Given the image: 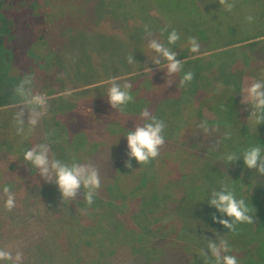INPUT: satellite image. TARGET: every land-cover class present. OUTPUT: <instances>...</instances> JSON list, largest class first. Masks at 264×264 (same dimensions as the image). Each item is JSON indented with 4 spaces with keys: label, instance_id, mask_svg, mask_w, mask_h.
Wrapping results in <instances>:
<instances>
[{
    "label": "rangeland",
    "instance_id": "1",
    "mask_svg": "<svg viewBox=\"0 0 264 264\" xmlns=\"http://www.w3.org/2000/svg\"><path fill=\"white\" fill-rule=\"evenodd\" d=\"M239 2L244 3L245 0H239ZM125 3L126 0H0V113H15L20 106V100L13 94V89L28 76L33 78L34 93L45 95L48 98V104L54 99L63 96L67 99V95L89 88L72 87L85 80L79 77L75 82L74 70H77V66L81 63L84 64L81 59L84 55L91 58L94 53L99 58L102 57L100 51L105 53L108 51L107 48L110 52L107 57L114 58V61L118 56L122 58V52L128 53L131 48H133V54L137 53L139 48L145 50L143 64L142 60L131 64L126 63L125 66L122 62L119 72L110 75L116 76L114 78L116 81L166 66V61L162 59L161 63H165L154 67L151 60L155 59V54L147 47L148 40L154 38L153 29L148 27V31L151 32V36H148L143 25L145 22L132 21L131 18L121 16L125 11L122 4ZM245 7L247 12L244 9L235 22L244 18L247 27H243L245 30L237 34L231 33L232 37L225 38L229 42L264 33L263 12L259 14L258 11H248V5ZM150 14L156 19L153 11ZM249 16L253 17L251 21L246 19ZM239 34L244 35L237 38ZM90 37L94 41H91ZM155 39L160 41L159 37ZM262 39L264 37L258 40ZM116 44L120 50H117ZM259 44H253L247 49L262 50L257 56L260 60H251L249 63L247 61L242 65L243 68L247 67L252 71L253 76H247L244 85L240 86L238 103L241 106V120L245 119L244 113L254 111L252 103H246L249 105L248 108L243 107L245 104L241 103V92L252 82L264 80V50L259 47ZM209 46L212 45L204 42L200 47L208 48ZM114 47L116 52L110 50ZM187 47V45L182 46L179 50L175 48L173 51L177 52V56L189 52L190 57L194 58V53ZM233 47L226 46L223 50ZM209 54L211 53L206 55ZM125 55L127 57V54ZM215 55H221V53ZM95 64L98 63L95 62ZM144 64L152 66L149 68L150 71L143 69ZM102 66L106 67V62L102 63ZM237 67L236 65L235 68ZM79 69L85 74L84 66H79ZM127 72L132 73L126 75ZM220 72L223 75L224 69H220ZM96 74H100L98 67ZM235 76L238 78L239 72H236ZM61 77L63 82L58 84ZM105 78L107 77H102L101 80ZM137 82H140V79ZM213 82L215 83L216 80ZM219 86L221 85H206V94L216 92L214 87ZM167 89V91L173 90L170 83ZM232 89L239 93L237 87ZM162 90L164 91L165 88ZM48 91H54V94H48ZM103 93H99L98 95L102 96L95 98L101 100V104L105 103L102 108L103 115H106H102L104 122L117 118L123 123H132V120L124 119V115L110 107ZM219 96L220 93L215 94L216 99ZM64 102L58 101L60 108L57 110V115H62ZM75 102L77 104V100ZM86 106L88 105L84 101L79 104L80 110L84 112ZM237 107L239 110L236 104V109ZM187 109L185 107L182 110L184 116V111ZM192 112L188 115L192 116ZM203 116L206 120L216 118V115L209 110L204 112ZM51 119L53 118L47 112L34 131L30 130L32 134L26 138L29 142H23L25 146L23 150L25 152L33 144L45 142L51 147L50 157L54 156L56 159L69 163V154L64 152L60 145L51 144L49 141L48 134L53 128L54 121ZM252 120L250 123L255 124L254 119ZM2 121L0 119V122ZM141 122L144 123L143 120ZM188 124L178 136L177 141L179 145L181 144L180 147L176 143H171L169 155L166 157V162L163 161V165L154 159L153 164L138 167L139 165H136V161L133 160L131 168L124 166L119 173L115 167L119 162L117 155L112 156V159L109 158L110 152H107L104 146L106 137H102L103 131L97 130L95 135L98 138L101 137L98 139L101 149L93 153L94 156L90 157L88 163L93 162L92 164L97 167L101 177V188L97 190L94 202L88 205L83 198V189L74 201L69 203L62 201L54 183H46L37 171L28 170L29 164L23 166L24 162L20 158L18 148L10 138L9 128L0 123V163L10 162L15 166L19 165L20 168L17 169L20 170V175L28 180V182H25L26 179L23 180L24 184L21 187L15 184L14 175L5 176V179H8L5 184L16 194V207L12 211H6L5 196L3 193L0 194V248L12 251L13 254L17 251L21 252L22 264H165L166 261L168 264H181L179 259L172 260L170 250L176 254L175 248L184 243L201 250L207 248L210 239L218 242L220 239L216 235L204 234L181 220L179 210L184 199L181 196L183 188L176 189L173 187L174 184L168 185L171 179L181 174V171L184 175H188L192 172V166L194 170L201 166L205 159L202 146L208 150L216 148L211 135L204 134L206 132L198 129L193 131L192 126H190L191 129L188 128ZM255 125L256 133L263 134V125ZM255 125H252L253 128ZM90 136L86 135L85 138ZM200 145L202 146L196 148ZM126 147L127 145L124 146ZM86 156L80 157L81 160H84ZM74 158L77 161L79 156L75 155ZM121 161L124 165L125 161L122 159ZM191 162L194 164H189ZM185 167L188 170H185ZM144 171L147 172L145 176ZM5 172V169L0 170V173ZM152 173L155 177H150ZM252 190L254 186H251ZM152 194L160 201L159 204L152 200L151 205L140 204L143 198L144 201L150 200ZM174 202L176 205H171ZM249 207L253 209L251 215L254 217L256 213L254 209L257 205L251 203ZM263 213L260 217H254L253 224L247 231L249 237L246 241L249 244V250L246 259H250L252 254L255 255L257 258L255 264H264ZM182 250L185 248L183 247ZM0 264H11V262L4 261Z\"/></svg>",
    "mask_w": 264,
    "mask_h": 264
},
{
    "label": "trees",
    "instance_id": "2",
    "mask_svg": "<svg viewBox=\"0 0 264 264\" xmlns=\"http://www.w3.org/2000/svg\"><path fill=\"white\" fill-rule=\"evenodd\" d=\"M232 2L234 3L233 9L231 11H226L223 6L219 5L218 0H126V3L122 4V8L125 9V11L121 16L124 15V17H128L127 19L131 18L132 21L139 20L142 23L145 22L143 25L147 24L148 27L153 29L154 38L159 37L162 43L172 49L176 48L179 50L182 46L186 45L188 46L187 49H190L188 38L195 37L199 43V51L193 54L194 58L190 57L191 54H188L189 52L176 57L177 60H183L182 70L177 74L169 76L166 71V66H161L151 70L149 73L135 74L124 80L116 81L121 85L125 82L131 83L132 85L129 91L133 96V101L129 102L124 113H120L116 110L121 115H124V119L132 120V123H123L117 118H112L109 122L105 123L103 116L106 115H103L102 112L105 103L101 104V100L95 97L102 96L98 94L104 92L103 95L105 99H107V91L112 82L109 80L116 78V76L110 75L119 72L122 62L124 66L128 63L127 57L130 54H132L134 61L142 60L143 64L145 50L136 46V48H139L137 53L133 54V48H131L128 53L123 51L122 58L118 56L115 58L117 59L115 61L113 60L114 58L107 57L110 53L109 48H107L108 51L105 53L100 51L102 57L99 58L96 57L94 53L91 58H87L84 55L83 58H81L84 64L81 63L79 66H84L86 72L84 74L81 69H79V66H77V70H74V80L76 82L79 77H83L85 80L83 83L78 82L72 87L76 89H82V87L89 88L82 89L77 93L74 92L72 95L66 94L67 99L63 96L54 99L51 103L49 102L48 113H50L51 117L54 119L49 141L51 144L60 145L63 151L69 154V164L72 162L88 163L90 157L94 156L93 153L101 149V143L98 140L101 137L98 138L95 135L97 130L100 129V131H103L102 137H106L104 146L107 148V152H110L109 154L111 157L109 158L112 159V156L117 155L119 159L118 165L115 166L119 173L125 166V164L122 165L124 162H120V160L126 161L128 159L127 147L124 148V146L127 145V132L132 130L136 125L143 124L141 122L142 119L139 118L141 111L144 109L150 111L152 115L162 120L166 125L163 132L165 143L160 148L159 156L155 159L158 163L160 161V165H163V161L166 162L171 143H176V145L180 147L181 144H178L177 139L188 123V128L192 126L193 131L198 129L201 132H206L204 134L212 136L211 139H213L214 144L216 143V148L214 150H208L202 145L196 146V148L202 146L205 153V159L200 164L201 166H198L197 170H194L192 166V172L188 175H184L181 171V174H179L177 178L171 179L168 184H174L173 187L176 189L179 187L183 188L181 196L184 199L179 210V216H181V220L189 227L203 232L204 234H214L219 237V239L227 240L232 250L228 254L235 255L238 259V264H247V262L255 264L257 260L255 255L252 254V257H249L250 259H246L249 250V244L246 241L249 237L247 231L251 224H237L236 230L234 232H229L228 229L224 228L219 223L213 222V215L218 218L223 217L216 212L214 207L208 204V200L211 198V191L220 190L223 184H228L234 190L238 199H244L248 206L251 203L257 205V208L254 209L256 212L254 217H260V214L264 212V176L258 174L255 169L246 168L242 158L243 152L253 145L258 144L264 148V133L258 135V133H256V125L250 123V121H253L251 116L253 111L251 113L244 111L246 112L243 115L245 119H240L241 106L238 103L241 84L244 85L247 76H253L251 74L252 71L247 67L243 68L242 65L247 61L249 63L251 60H260L257 56L262 52V50L251 51L249 48L247 49V47L260 43L259 47L264 50V39L258 40L264 37V33H259L257 36L245 39L243 37V39H236L232 42L226 40L232 37L230 36L231 33L234 32L237 34L247 27L244 23V18L239 22H235L238 15H240L244 9L247 12V7L245 6L248 5V11H258L259 14L261 12L264 14V0H249L248 2L245 0L244 3H240L239 0H232ZM151 11L154 12L156 19L151 16ZM165 28H167V30L162 32L161 30ZM248 28L250 27L248 26ZM173 29L179 34L180 39L175 45H167V36ZM241 35L244 34L237 35V38ZM90 40L94 41L91 37ZM204 42L212 46L201 48L200 46L204 44ZM213 42L218 44H213ZM226 46L234 47L223 50ZM118 47V44H116L117 50H120ZM116 48L114 47L110 50L116 52ZM242 49L243 51L245 49V51L243 52ZM209 52L211 54L206 55ZM216 53H221V55H215ZM124 54H127V57L126 55L124 56ZM202 54L205 55L199 56ZM137 55L139 56L137 57ZM215 57L218 58L216 59ZM95 62L98 64H95ZM104 62H106V67L102 66ZM164 63L165 62L161 64L163 65ZM236 65L238 66L237 69L235 68ZM96 66L100 68V74H96ZM143 67H145L143 69H147V67L150 68L152 66L144 64ZM154 67H156V65H154ZM220 69H224L223 75ZM242 70L244 73L241 72ZM189 71L193 73V79L182 87L180 85V79ZM236 72H239L238 78L235 76ZM131 73L132 72H127L126 75H131ZM100 77L107 78L101 80ZM138 79H140V82H137ZM213 80H216V82L214 83ZM62 82L63 77H61V81L58 82V84ZM168 83L171 84L173 88L172 91L174 92L171 90L167 91ZM211 84H220L221 86L214 87L216 92L206 94V85ZM234 87L235 89L236 87L238 88V94L233 91L232 88ZM162 88H165V90L163 91ZM219 93L220 96L216 99L215 94ZM48 94H54V91H48ZM76 100L77 104L75 102ZM58 101H65L62 115L56 114L57 110L60 108ZM81 101H84L85 104L88 105L84 109L85 112L80 110L79 104ZM236 104L239 106V110L238 107L236 109ZM248 106V104H245L243 107L248 108ZM185 107L188 109L184 111V116L182 110ZM190 109L193 111H191L192 116L188 115L191 113ZM208 110L216 115L215 119H205L203 115L204 112H208ZM3 113H0V119L3 120L0 123L2 126L9 128L10 138L16 144L20 153V158H22L24 153L23 149L25 147L23 142H29L26 138L30 137L32 133L26 126L24 135H17L13 121L14 114ZM202 121L207 122V130L199 127ZM261 124L264 128V123ZM252 125H255L254 128ZM228 134H230V138L225 139L224 137ZM86 135L91 136L85 138ZM34 145L35 144H33V146ZM193 150H195V148ZM229 153H236L238 159L234 162L227 163L224 157ZM190 154L194 156V154ZM75 155L79 156L77 161L74 158ZM85 156L86 158L81 160L80 157ZM133 160L135 159L132 158L131 163L134 162ZM153 163L154 160H151L150 163L146 165L148 166ZM25 164L26 163H24L23 166ZM189 164L194 163L191 162ZM136 165L139 164L136 163ZM30 167L28 170L37 171L34 167ZM138 167H140V165ZM17 168H20V166H15L10 162L8 164L0 163V170L5 169L6 171L5 173H0V185H5V182L8 181V179H5V176L14 175L16 180L14 181L15 184L22 187L24 184L23 180L26 178L20 175V170ZM244 169L245 173L243 174ZM185 170H188L187 167H185ZM146 174L147 172L144 171L143 175L145 176ZM150 177H155L154 173H152ZM25 182H28V180L26 179ZM251 186H254L255 191H251ZM0 194H2V190H0ZM143 199H141V205L143 203V205H145V203L151 205V200L156 201L158 204L160 202L158 199L154 198L153 194L150 195V200L144 201ZM167 201H165V203ZM174 203H171V205H176V203ZM262 217L264 219V213ZM183 247L185 250H182ZM176 248V254H173L170 250L172 260L176 261V259H179L181 264H201L200 260L196 257L200 252L197 248L186 243ZM165 264H168L167 261Z\"/></svg>",
    "mask_w": 264,
    "mask_h": 264
},
{
    "label": "clouds",
    "instance_id": "3",
    "mask_svg": "<svg viewBox=\"0 0 264 264\" xmlns=\"http://www.w3.org/2000/svg\"><path fill=\"white\" fill-rule=\"evenodd\" d=\"M220 6L226 11H231L234 7L232 0H218ZM251 21L253 17L246 18ZM145 31L148 36V26L145 25ZM167 28L161 31H166ZM180 39L179 34L173 29L167 36V45H175ZM190 51L196 53L199 51V43L195 37H189ZM147 47L155 54V59L151 60L154 65L159 66L161 60L166 61V71L169 76L177 74L182 70V60H177V52L158 39L148 40ZM128 63H134L132 54L127 57ZM147 70L150 69L147 67ZM151 72V71H150ZM139 75V73H137ZM193 79L191 71L186 72L180 79V85L183 87ZM131 83L125 82L123 85L112 80L111 86L107 91V103L112 109L124 113L129 102L133 101L130 94ZM13 94L19 98L20 106L17 107L13 115L15 132L17 135H24L26 126L28 130H34L40 120L49 110L48 98L33 91V78L31 76L23 78L13 89ZM241 103H252L254 111L251 113L255 124L264 123V80H256L247 86L243 91ZM143 124H138L129 130L126 135L127 157L125 167H132V158L139 165H146L151 160L156 159L160 154V148L165 143L163 135L166 127L165 123L157 119L147 109L140 113ZM200 128L207 130L206 121H202ZM48 135H51L49 133ZM230 138V134L224 137ZM51 147L48 143H37L23 153V162L29 164L37 170L40 178L46 183H54L60 192L62 201H74L81 190H84L83 198L86 204L91 205L97 195V190L101 188V177L97 167L92 163H66L54 156L50 157ZM244 166L248 169H255L256 172L264 176V148L260 145H253L247 148L243 154ZM224 159L227 163L238 159L236 153L227 154ZM0 190L5 196L4 208L6 211H12L16 207V194L8 185H0ZM208 204L216 209V212L223 218L213 215L214 223H219L229 232L236 230L237 224H253L254 217L250 213L252 208L246 204L244 199H238L234 190L228 185L223 184L220 190H213L210 193ZM226 217V218H225ZM232 250L225 239L218 242L209 240L206 249H201L196 257L201 264H238L235 255H230ZM8 261L11 264H22V253L0 248V262ZM195 261V260H194Z\"/></svg>",
    "mask_w": 264,
    "mask_h": 264
}]
</instances>
